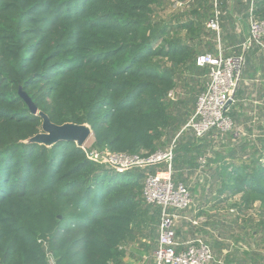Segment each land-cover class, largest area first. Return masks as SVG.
<instances>
[{
	"label": "trees",
	"instance_id": "trees-1",
	"mask_svg": "<svg viewBox=\"0 0 264 264\" xmlns=\"http://www.w3.org/2000/svg\"><path fill=\"white\" fill-rule=\"evenodd\" d=\"M172 1L0 0V264H49V254L56 264H126L127 247L139 238L157 247L161 217L160 207L144 203L143 188L164 164L112 170L74 142L24 143L41 132L42 119L20 89L52 123L90 125L99 150L149 155L176 140L173 180L191 193L190 177L209 153L203 188L209 204L231 216H211L194 199L198 213L190 214L206 221L190 225L207 231L199 238L213 251L211 264L220 263L226 219L239 241L249 225L252 238L264 233V106L246 105L238 87L228 115L258 135L178 137L208 84L209 68L198 67L197 57L217 52L211 39L204 45L212 0H192L189 11L163 18L160 9ZM218 1L223 41L235 40V16L247 12L248 21L252 2L253 16L264 21V0ZM224 53L242 54L238 47ZM244 53L246 70L256 52ZM239 254L229 252L224 263L264 264L261 251Z\"/></svg>",
	"mask_w": 264,
	"mask_h": 264
},
{
	"label": "built area",
	"instance_id": "built-area-1",
	"mask_svg": "<svg viewBox=\"0 0 264 264\" xmlns=\"http://www.w3.org/2000/svg\"><path fill=\"white\" fill-rule=\"evenodd\" d=\"M192 0H173L175 10L185 13L189 11ZM213 14L206 20L205 26L214 34L216 41L221 43V15L218 0H212ZM253 2L249 10V36L242 46L239 56H226L219 48L217 53H204L197 57L196 65L200 68L208 67V84L198 99L190 120L179 133L192 131L197 140L216 130L224 134H232L233 139L243 136L242 131L236 127L228 115L230 106L234 104L236 92L243 77L246 66L245 53L252 44L264 48V21H259L253 16ZM169 98L177 100L176 93L171 91ZM177 137V138H178ZM176 140L166 149L147 155H128L110 150H99L90 146L88 158L92 162L105 166L108 169L128 171L132 169H147L151 166L164 164L166 170L158 174H147L143 200L146 205L161 208L160 223L158 226L159 238L153 254L154 264H211L214 254L209 245L201 238L192 239L182 243L177 236V224L184 219L194 226L205 222L206 218H196L190 214L198 213L194 197L187 185L176 183L173 180V163L175 157ZM210 155L199 158V170L207 165ZM186 212V216L181 213ZM236 211L232 209L231 214ZM48 263L56 264L53 257L48 255ZM221 264V263H220Z\"/></svg>",
	"mask_w": 264,
	"mask_h": 264
},
{
	"label": "crops",
	"instance_id": "crops-1",
	"mask_svg": "<svg viewBox=\"0 0 264 264\" xmlns=\"http://www.w3.org/2000/svg\"><path fill=\"white\" fill-rule=\"evenodd\" d=\"M232 4L233 3H231V5ZM247 14H248L247 12H242L241 16L239 17L237 15L235 16L236 18L235 29H234V32H231L235 37V40H233L234 42L228 40L226 37L224 38V41L221 39L222 41L219 45L218 42L216 41V38L213 39L214 42H212V46L214 47L215 52H217L218 49L221 48L224 52L230 53V52H234L235 47L240 48L242 52V46L244 45V43L246 42L249 36L248 21L244 17ZM240 22H247L245 25L247 30L243 26L239 27V25L241 24ZM224 36H226L225 33H224ZM206 41H209V39H206ZM251 48L253 49L251 50ZM249 51L256 52L253 55V61L255 63L253 67L246 68L244 75L242 77V80L240 82L239 89L244 94V99L242 101L246 105L252 104L255 107H263L264 106V48H257V47H254L252 44L247 50V52ZM240 130L242 131V134L244 136H250L252 134H253L252 136H256L259 133L257 131H253L252 134L247 133V131L243 128V126H240ZM199 180H200L199 181L200 183L202 184L204 183V179H199ZM195 189L196 188L194 187V191L192 192L194 199L197 202L206 204L204 205L202 209L205 210V212H207L211 216H214L217 218L219 216L222 217L220 215L222 211L217 212V210H215L213 205L209 204L208 202V200L211 198V193L209 191H205V192H202L200 195H197V194H194ZM181 214L186 216V212H183ZM192 216L195 217V215H192ZM224 216L222 218H224ZM226 221H227V225H225V228L228 229L230 228L229 226H232V225H230L231 222H228V219H226ZM201 223L199 224V226H201ZM190 224L191 223H189L188 221L184 219H181L177 224L178 234L181 236L180 239L183 240L184 243L188 240H191L194 238L198 239L200 236L207 235L206 230L193 228ZM156 233H157V237H156V241H157L158 240V230ZM224 236L225 237H222L223 238L222 241L224 242L223 244L225 245V248L222 250L221 258L217 259V261L219 260L221 264H225L223 260L230 251V248H228V244H227L229 240L227 239L226 235ZM152 241L153 239L151 237H141L136 242L130 243L129 246L127 247V255L125 258V263L126 264H154L153 254L156 248H152L151 246ZM134 247L141 249V252H142L141 254L139 253L137 257L133 256V253L131 254V249ZM143 254H149V258L144 256ZM220 263H217V264H220Z\"/></svg>",
	"mask_w": 264,
	"mask_h": 264
},
{
	"label": "rangeland",
	"instance_id": "rangeland-1",
	"mask_svg": "<svg viewBox=\"0 0 264 264\" xmlns=\"http://www.w3.org/2000/svg\"><path fill=\"white\" fill-rule=\"evenodd\" d=\"M160 13L163 16V18L169 19V18H172L174 15L181 14L182 12H179V11L175 10V8L173 6H171L170 4H166L162 9H160ZM240 23L241 24L239 25V27L243 26L246 29L245 25H246L247 22H240ZM207 36L210 37L208 39H211V41L214 42L213 39L215 37H214L213 33H211V34H209ZM206 43H207V41L205 40L204 41V45H206ZM186 132H188V131H185V133ZM93 144H94V138L91 137L88 140L87 144H86V148H89L90 146H93ZM208 155H209V153H208ZM209 158H210V156H209ZM208 174H209L208 169H206V168L203 169V170H199L198 169V171H196V173L193 174L190 177L189 186L196 188L194 194L200 195L202 192L207 191L208 187H206V189L203 188V184L199 182L200 181L199 179H204L205 176H208ZM221 215H222V217L225 215L227 218H231V216H229V214L227 215L225 212H224V214H221ZM225 216H224V218H225ZM253 216H255L254 217L255 220H259V210L256 209L254 211V213H253ZM219 218H221V217L219 216ZM248 228H249V232L245 236L246 238H245L244 241L237 240V237L242 235L237 226H235V227H233L231 229H226L225 230L226 235H227V239L229 240L228 243H227L230 246V251L229 252L234 254V252L236 250L240 249L239 258H242V253L243 254L244 253H249V252H251L253 250L254 251H261L262 254H264V233H260L258 235V237L252 238V234H253L252 231L254 230V227L249 225ZM132 253H133V256L137 257L138 254L139 253L141 254L142 252H141V249L134 247V248L131 249V254ZM143 255L149 258V254H143Z\"/></svg>",
	"mask_w": 264,
	"mask_h": 264
},
{
	"label": "water",
	"instance_id": "water-1",
	"mask_svg": "<svg viewBox=\"0 0 264 264\" xmlns=\"http://www.w3.org/2000/svg\"><path fill=\"white\" fill-rule=\"evenodd\" d=\"M19 94L29 106L31 112L42 119L41 132L26 140L24 143L38 144L47 148H52L60 142H74L79 147H85L88 140L91 137L94 138V133L90 125H78L73 123L56 125L51 122L47 114L38 110L31 98L22 89H20Z\"/></svg>",
	"mask_w": 264,
	"mask_h": 264
}]
</instances>
